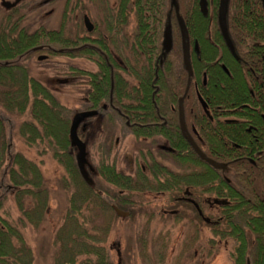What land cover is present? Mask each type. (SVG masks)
I'll use <instances>...</instances> for the list:
<instances>
[{
  "label": "trees",
  "instance_id": "trees-1",
  "mask_svg": "<svg viewBox=\"0 0 264 264\" xmlns=\"http://www.w3.org/2000/svg\"><path fill=\"white\" fill-rule=\"evenodd\" d=\"M5 1L13 5L0 24V264H33L21 228L41 224L50 205L39 164L16 152L6 131L11 115L25 113L30 118L20 122L18 135L63 167L62 185L71 190L55 236V264H108L100 243L111 232L114 206L133 216L128 208L136 197L156 193L179 204L175 197L185 190L200 206L205 194L225 202L204 214L216 221L209 224L215 235L231 241L234 264H264V0H229L233 52L219 29V0H212L207 17L197 0H100L104 14L96 21V38L85 25L84 33L67 31L72 12L78 10L83 23L89 17L84 0H66L57 29L43 24L30 29L19 12L54 0H0V7ZM180 19L200 48L199 56L191 53V75ZM131 22L128 37L122 35ZM58 58L96 66L53 67L65 85L81 90L79 110L61 103L30 74L33 59ZM180 100L190 134L222 168L201 160L183 137ZM82 112L89 113L77 129L85 145L83 170L70 134L73 118ZM123 135L150 140L158 151H140L133 171L119 170L116 144ZM9 196L21 214L16 222L3 210ZM185 205L203 222L194 206Z\"/></svg>",
  "mask_w": 264,
  "mask_h": 264
},
{
  "label": "rangeland",
  "instance_id": "rangeland-1",
  "mask_svg": "<svg viewBox=\"0 0 264 264\" xmlns=\"http://www.w3.org/2000/svg\"><path fill=\"white\" fill-rule=\"evenodd\" d=\"M65 2L66 0H54L36 10L26 11L27 7L22 8L19 11L20 14H24L22 24L30 29H35L41 24L50 29H57L61 22ZM84 2L88 7L87 13L91 20L95 19L98 14L103 16L100 0L95 1V4L89 0H84ZM9 9L0 7V24L1 19ZM70 16L71 18L67 24L68 34L84 33L83 17L80 12L77 10L72 12ZM58 60L59 63H45L33 59L29 64L30 74L49 87L61 103L74 110H79L83 96L81 90L65 85V79L61 77L62 75L56 74L53 67L59 65V68H63L67 63H73L88 70H96V66L82 60H73L72 62L65 58H58ZM11 117L13 119L12 126L6 127V131L12 135L14 150L39 164L44 175V185L49 191L50 205H48L46 216L41 224L34 226L28 223L21 229L27 244L32 249L33 264H55L57 252L55 236L64 222L63 217L68 207L71 190H67L62 185V177L65 173L63 167L52 159L50 154L43 153L42 146H29L18 135L17 130L20 122L23 119H29V115L25 113L22 116L11 115ZM116 133H118V130ZM118 138L116 166L124 172L133 171L131 169L134 160L139 156L140 151L152 150L155 153L158 151L159 145L155 146L150 140L139 141L131 135H123L121 139ZM1 152L2 147L0 145V155ZM166 163L176 171L183 169L172 162L167 161ZM133 205L128 208L134 213L131 217L122 219L111 215L113 223L111 232L105 241L100 243L106 248L109 260L113 263H117V248L115 245V249L110 250V246L120 242L123 256L121 264H233L229 247L217 244V237L213 235L212 228L205 227L189 206L175 202L173 204L167 203L166 196L162 197L156 193H145L136 197ZM172 209L181 211L180 219L170 214ZM3 210L10 213V217L14 222L21 215L16 201L11 196L5 202ZM203 227L204 233L198 234L197 237V231L202 230ZM208 237L211 240L212 237L215 238L213 239L215 244L214 246L210 244L209 251L207 246ZM161 247L163 248L161 249Z\"/></svg>",
  "mask_w": 264,
  "mask_h": 264
},
{
  "label": "water",
  "instance_id": "water-1",
  "mask_svg": "<svg viewBox=\"0 0 264 264\" xmlns=\"http://www.w3.org/2000/svg\"><path fill=\"white\" fill-rule=\"evenodd\" d=\"M3 4L6 8H10L13 5L11 2H7V1H5ZM228 4H229V0H219L218 25H219L221 35H222V37L226 43V46L233 52V48L231 45V40H230L229 32H228V26H227ZM200 7H201L202 14L204 16H207V1L201 0L200 1ZM84 24H85L86 29L89 32L93 30V24L87 15L84 17ZM179 27H180L181 40H182V50H183L184 63H185V66H186V69H187L189 75H191L193 73L192 65H191V43H190V37H189L188 29L186 27L185 22L182 19L179 20ZM193 50L196 52L199 51L197 43L194 45ZM44 58H45V56H39L40 60H42ZM198 97H199V100H200L202 107L204 108L205 112L208 113L206 102L203 100V98L200 94H198ZM88 114L89 113H87V112H82V113H78L77 115H75V117L73 118L72 124H71V129H70L72 141L77 146V148L80 152L78 161H79V165H80L82 170H83V160L85 157V145L82 142V140L79 138L78 133H77V129H78L79 124L84 120V118ZM179 124H180V129H181V133H182L183 137L191 145V147L193 148V150L195 151V153L198 155V157L201 160L205 161L206 163H208L209 165H211L213 168H216V169L222 168L224 166L223 163H220V162L208 157L201 150V148L199 147V145L197 144L195 139L190 134V132L187 128V125H186L184 110L182 107V101L181 100L179 102ZM186 200L192 202L198 208V206L194 200H191L189 198H186ZM113 209L116 212V214L121 218H126L130 214L129 212L121 210L116 206H114ZM205 220L209 221V219H207V218Z\"/></svg>",
  "mask_w": 264,
  "mask_h": 264
},
{
  "label": "flooded vegetation",
  "instance_id": "flooded-vegetation-1",
  "mask_svg": "<svg viewBox=\"0 0 264 264\" xmlns=\"http://www.w3.org/2000/svg\"><path fill=\"white\" fill-rule=\"evenodd\" d=\"M95 1H97V0H94L93 1V4H95ZM200 1L201 0H197V3H198V8H199V10H200V13L202 14V12H201V7H200ZM207 1V16H208V14H209V12L211 11V7H210V5L212 6V0H206ZM218 6H219V4H218ZM101 10H102V8H101ZM170 11H172V8L170 9ZM174 11V10H173ZM177 11V10H176ZM102 13L104 14V11L102 10ZM203 15V14H202ZM204 16V15H203ZM207 16H204V17H207ZM101 18H103V16H101L100 14H98L97 15V17L93 20H91V22H92V24H93V30L91 31V32H94L95 33V38L98 36V30L96 31L95 29H96V26H97V24H96V21H98L99 19H101ZM133 23H128L127 24V26L123 29V33H122V35H124V34H126L127 35V37H128V35H129V32L132 30V28H133V25H132ZM166 35H167V33H166ZM167 38V37H166ZM166 38H165V40H166ZM167 41V40H166ZM198 41L197 40H192L191 38H190V43H191V49L193 50V48H194V45L197 43ZM198 44V43H197ZM199 47V46H198ZM193 52V51H192ZM191 52V53H192ZM195 53H196V55L197 56H199L200 55V48H199V51L198 52H196V51H194ZM147 194H151V193H147ZM159 196H161V195H159ZM191 195H190V192H189V190H185L184 192H183V195L182 196H180V197H175V199H177V200H179L180 202H183V203H181V204H191L192 206H194V208H195V210H196V212H197V214H198V216H199V218L205 223H203V225H205V227H207V228H209V224H211V223H215L216 221H213L212 219H210L206 214H204V211H205V213H207L208 211H209V209L210 208H215V207H217V205H223V204H225V202H221L219 199H213V198H210L209 196H208V194H205L204 196H203V198H202V204H201V206H200V204L199 203H197V206H198V208L195 206V204H193L192 202H190V201H188V200H186V198H189V199H191V200H193L192 199V197H190ZM162 197H165L164 195H162ZM218 201V202H217ZM167 203H172L173 204V201H170V200H168L167 199ZM175 203H177V202H175ZM215 210V209H214ZM129 212V211H128ZM165 212H169V211H165ZM165 214H167V213H165ZM170 214L171 215H173V216H175L176 218H181V211L180 210H178V209H172L171 211H170ZM128 217H131V215H129ZM128 217H126V218H128ZM126 218H122V219H126ZM209 219V221H206L205 219ZM204 227H203V229L202 230H198L197 231V237H198V234H200V233H204ZM212 233H213V235L216 237L217 235H215V233L212 231ZM219 236H221V235H218L217 236V244L218 245H220V244H223V246L224 245H226V247H229V254H230V258L232 259V261H233V258L231 257V241H229V240H224V239H222V238H220ZM213 239H215L214 237H212V240L211 239H209V237H208V239H207V246H208V251H209V246H210V244L212 245V246H214V244H213V242H214V240ZM211 242V243H210ZM117 244H113L112 246H110V250H113V249H115V245H116V254H117V263L116 264H121L122 263V260H123V256H122V250H121V247H120V245H121V243L120 242H116ZM215 243V242H214ZM163 247H161V249H162ZM205 248V247H204ZM164 253H165V251H163ZM109 255V254H108ZM108 264H115V263H113L112 261H110L109 260V262H108ZM233 264H234V262H233ZM247 264H249V263H247Z\"/></svg>",
  "mask_w": 264,
  "mask_h": 264
}]
</instances>
